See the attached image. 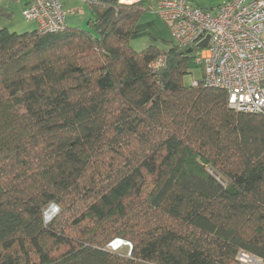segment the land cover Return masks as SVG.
I'll return each mask as SVG.
<instances>
[{"label": "trees", "instance_id": "1", "mask_svg": "<svg viewBox=\"0 0 264 264\" xmlns=\"http://www.w3.org/2000/svg\"><path fill=\"white\" fill-rule=\"evenodd\" d=\"M157 1L99 0L59 33L0 28V264L264 259V113L185 84L197 42L132 46Z\"/></svg>", "mask_w": 264, "mask_h": 264}, {"label": "built area", "instance_id": "2", "mask_svg": "<svg viewBox=\"0 0 264 264\" xmlns=\"http://www.w3.org/2000/svg\"><path fill=\"white\" fill-rule=\"evenodd\" d=\"M78 1L92 4L99 0ZM114 1L133 5L142 0ZM155 4L152 10L170 25L176 46L199 44L209 36L197 59L203 67L202 78L194 79L193 85L202 81L207 87L226 91L229 106L237 111L264 113V0H225L214 9H204L193 0H158ZM22 13L36 24L39 35L69 28L64 0H26ZM164 59L154 67H160ZM123 246H128L129 256L133 245L128 240L116 238L107 249L117 252ZM235 260L236 264H264L262 257L244 249Z\"/></svg>", "mask_w": 264, "mask_h": 264}, {"label": "rangeland", "instance_id": "3", "mask_svg": "<svg viewBox=\"0 0 264 264\" xmlns=\"http://www.w3.org/2000/svg\"><path fill=\"white\" fill-rule=\"evenodd\" d=\"M26 0H0V6L8 8L12 18H0V28H7L12 32L25 33L36 28L34 22L27 21L23 16V6ZM70 27H86L91 13L87 4L78 0H64ZM156 4L154 3L153 6ZM71 21V22H70ZM137 30L139 31L131 39L132 46L141 51L149 45H157L162 49H168L172 42V33L160 16L154 11H147L140 19ZM202 78V70L194 69L185 77V84L190 85L194 79ZM50 208V207H49ZM52 210V213L49 212ZM61 212L59 207L47 209L44 213L45 222H50ZM117 252L129 254L128 246L121 247Z\"/></svg>", "mask_w": 264, "mask_h": 264}, {"label": "crops", "instance_id": "4", "mask_svg": "<svg viewBox=\"0 0 264 264\" xmlns=\"http://www.w3.org/2000/svg\"><path fill=\"white\" fill-rule=\"evenodd\" d=\"M193 1L195 5L200 6L204 9H214V8H217L220 4H222L225 0H193ZM165 24L168 26L170 30V25L168 23H165Z\"/></svg>", "mask_w": 264, "mask_h": 264}, {"label": "water", "instance_id": "5", "mask_svg": "<svg viewBox=\"0 0 264 264\" xmlns=\"http://www.w3.org/2000/svg\"><path fill=\"white\" fill-rule=\"evenodd\" d=\"M208 39H209V36L206 39H204L202 42H200L198 44V47H202V48L206 47L208 45Z\"/></svg>", "mask_w": 264, "mask_h": 264}, {"label": "bare ground", "instance_id": "6", "mask_svg": "<svg viewBox=\"0 0 264 264\" xmlns=\"http://www.w3.org/2000/svg\"><path fill=\"white\" fill-rule=\"evenodd\" d=\"M49 212H51V213H52V210H49ZM119 244H120V242H119V241H117L115 245H119Z\"/></svg>", "mask_w": 264, "mask_h": 264}]
</instances>
